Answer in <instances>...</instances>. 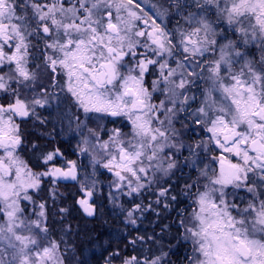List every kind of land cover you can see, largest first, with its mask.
<instances>
[{"label": "snow or ice", "instance_id": "6c2138e0", "mask_svg": "<svg viewBox=\"0 0 264 264\" xmlns=\"http://www.w3.org/2000/svg\"><path fill=\"white\" fill-rule=\"evenodd\" d=\"M53 102L91 157L83 180L59 147L39 151L37 167L19 154L22 124H47L38 109ZM108 117L126 120L127 131L89 127ZM196 128L206 136L186 144ZM209 151L218 154L199 167ZM98 164L113 177L109 200L130 198L118 204L126 225L161 205L177 211L180 264H264V0H168L148 10L143 0H0V264H88L53 235L36 194L45 179L53 199L58 181H76V204L94 217ZM138 241L158 243L136 236V254L115 249L103 264H174L171 245L143 254Z\"/></svg>", "mask_w": 264, "mask_h": 264}, {"label": "rangeland", "instance_id": "374dc122", "mask_svg": "<svg viewBox=\"0 0 264 264\" xmlns=\"http://www.w3.org/2000/svg\"><path fill=\"white\" fill-rule=\"evenodd\" d=\"M154 5V4H153ZM147 7L148 4H146ZM150 8V7H149ZM32 126V125H31ZM89 127H97L95 125H89ZM100 127V126H99ZM73 128H70V132H74ZM105 130H111L112 128H104V127H101ZM36 128L35 126L33 125V130L34 131ZM124 130V129H123ZM39 131V128L38 130ZM127 131V130H125ZM42 132V131H41ZM196 132L198 133L197 135ZM71 134V133H70ZM76 135V138L78 140V143H79V136L74 133ZM195 135V136H194ZM103 136V134H102ZM191 136L192 137H195L196 139L198 138V141L202 138H204L206 136V133H204L201 129L199 128H196V130L194 132H189L185 137H184V140H185V143H191ZM103 139H107V136H103ZM210 148H214V145H210L209 146ZM79 150V149H78ZM21 149H19V154L21 155ZM188 152L187 150H184L183 152V156H181V159L184 158ZM215 154H218L217 152ZM210 155V156H209ZM214 155V153L212 154L211 151L207 152V153H203L201 152L200 154V158L203 156V157H207L209 158V160H206L204 158H201L202 159V163L199 164V167H203L204 164H207L210 162L211 160V157ZM86 156L87 158V162L88 163H91V157L89 154L85 153V154H82L81 158L84 160V157ZM92 164V163H91ZM101 165L102 167V164H99V166ZM211 166H213V164H211ZM104 173L103 174H97L95 175V179L97 180V188H98V191H97V197H98V200H97V204H98V212H97V215L92 217L91 219H94L97 223V226L99 224H102L104 227H105V231H106V234H105V237L107 235L113 237L115 240H121L124 242V246L127 245V247H123L121 248V250H124L125 252H129L128 254H136L135 252L132 251V245L128 244V241L131 240L130 238H128V234H131V233H134L135 232V236H142L139 231H140V226L139 224H141V219H144V216L147 212L151 213L152 211L149 210V211H145L142 215L141 214H137L138 216H140V219L137 220V224L136 225H131V224H125L124 222V212L122 211V209L118 206V204H123L124 205V208H127L129 207L130 205L127 203V201L130 199L128 197H122L118 200V203L117 204H114L112 203L109 198H108V192H109V188H108V184L109 182L113 179L112 175L110 173L107 172L106 169H104ZM192 168H189V167H185L183 169V172H189L191 171ZM183 174H186L188 175V173H183ZM85 175H91V174H87L86 172L82 173L80 175V179L83 180ZM179 175V174H178ZM173 182H175V177H173ZM180 183L182 184L183 181L181 180ZM47 185H50L51 187V184H47ZM78 185V184H77ZM49 187V188H50ZM175 194V193H173ZM141 199H143L144 203L147 204L150 200L154 202L155 200V197L154 196H151L149 193H144V195L141 197ZM183 203H181L180 205L182 206H185L187 204V200L183 197L180 198ZM42 201L41 200H37L36 199V204L38 205L39 203H41ZM139 202V201H137ZM160 208L164 209L163 206H159ZM39 209L37 208V211ZM165 210V209H164ZM169 211L171 209H168ZM168 210H165V215H167L166 211ZM148 219V218H147ZM145 219V220H147ZM171 220H168L166 224H160V228H170L173 224L175 225L176 227V221L178 220V216H175V217H172L170 218ZM49 220V219H48ZM154 225H152L153 227ZM151 226L150 228L153 229ZM158 230V229H157ZM169 230V229H167ZM142 231V230H141ZM176 231V229L174 230ZM68 234H73V232H68ZM159 233H154L153 235L154 236H157ZM54 235V234H53ZM146 236V235H145ZM58 238H63V237H58ZM151 238V237H150ZM64 240L65 239H69L68 237H65L63 238ZM71 239V238H70ZM178 241V239H177ZM175 241V242H177ZM147 245H149L151 247V242L150 241H146V242H143V244L141 245V242H137L136 244V249L137 251L143 253V254H147L146 252V248L148 247ZM86 258H87V255H86Z\"/></svg>", "mask_w": 264, "mask_h": 264}, {"label": "trees", "instance_id": "16d2710c", "mask_svg": "<svg viewBox=\"0 0 264 264\" xmlns=\"http://www.w3.org/2000/svg\"><path fill=\"white\" fill-rule=\"evenodd\" d=\"M27 135V137L25 136ZM34 133H24V144H29ZM21 153V152H20ZM21 156L26 159L30 165L35 167L34 160L32 157ZM47 179H45V184L43 190L36 194V199L41 201H47V214L48 222L52 224L53 234L55 237H68L65 239L70 244L74 245L77 249L82 250L83 256L86 258L88 264H103V257L107 255V252H111L115 249H120L124 246V242L121 240H115L113 237L107 235L102 236V231L98 229L97 223L94 219H87L81 215L76 205V199L78 197V190L75 189L73 185H56L57 196L53 199L50 195L49 189L51 188ZM50 187V188H49ZM58 209H66L67 211L61 213L57 212ZM67 214V221L71 223V227H74V230H65L63 232L56 233L55 229H60L59 225L57 226L54 220L57 222L56 216ZM77 217L78 221H72L70 217ZM63 223V222H62ZM61 231V229L59 230ZM73 232V234H68V232ZM71 238V239H70ZM107 249V251H105ZM128 254V253H127Z\"/></svg>", "mask_w": 264, "mask_h": 264}, {"label": "flooded vegetation", "instance_id": "af4514ba", "mask_svg": "<svg viewBox=\"0 0 264 264\" xmlns=\"http://www.w3.org/2000/svg\"><path fill=\"white\" fill-rule=\"evenodd\" d=\"M167 3H168V0H143V7H145L146 10H148L149 7L152 6L153 4L154 5H158V6L167 7ZM146 4H148L149 7H147ZM173 23H175V21H173ZM251 50H252L253 54H255L257 56L259 55V53L256 51V49L254 47H252ZM51 91L58 92L59 89L53 88V89H51ZM38 111L42 114L43 117H47L49 119V122L47 124L40 125L38 122L34 123L31 120L27 121L24 124H30L32 126L33 125L35 126L36 129L33 131L34 136L35 135H39V134H44V133L51 134L52 136H51L50 139H51L52 142L49 144L50 146L46 145V146H43L41 149H39V150H37L35 152L33 151V156H34V159L36 161V163H34L36 165L35 167H37L38 164H39V159H38L39 151H45V150H50L53 147H59L60 150L63 152L64 156L68 160H74V161L77 162V164L79 166L78 167V171H79L80 175L82 173H84V172H86L87 174H92L93 173L92 164L87 162L86 156L84 157V160L81 158L82 154H85V153H81L78 150V148H77V144L78 143H76V144L71 143V140L73 138H75L76 141L78 142V140L76 138V135L74 134L75 132H70L71 130H70V127L68 126V122L66 120L63 123H61L58 119H56L57 111H56L55 102H53V104L48 108V110L38 109ZM50 112L52 113L51 116H49ZM81 119H84L82 114H81ZM114 119H116V118L108 117V118L101 119V120H94L89 125H95V126H100V127H104V128L121 127L122 129L127 130V128L125 127V125H127V121L126 120L117 119L115 123H110L109 122L110 120H114ZM71 127H75V124L73 123ZM38 128H39V131H37ZM197 134L198 133L196 132L195 135H197ZM62 138L67 139V141H65L64 143H61L60 140ZM193 141H198V138L196 139L195 137L191 136V142H193ZM211 152H212V154L214 153V155L216 153L214 151H211ZM186 153H187L186 156H188V152H186ZM201 158L209 160V158H207V157H203L202 156ZM181 160H183V158ZM216 166L217 165L213 163L212 167H216ZM103 173H104L103 167H101V165L99 166V164L96 165L95 175L103 174ZM183 173H188V174H191V175L194 176V175L197 174V170L196 169H192L189 172H183ZM184 175H186V174H184ZM57 185H66V186L73 185L75 187V189L78 190V185H77L76 181H74L73 183H67V184L57 183ZM79 198L80 197H77V199H79ZM78 210L80 212H82V210L79 208V206H78ZM147 213L145 214L144 219L148 218V214ZM91 218L92 217H90V219ZM175 232L178 235L177 230ZM174 252H175V255H171V260L174 262V264H180V258L183 257L182 256V250H176Z\"/></svg>", "mask_w": 264, "mask_h": 264}, {"label": "bare ground", "instance_id": "6f19581e", "mask_svg": "<svg viewBox=\"0 0 264 264\" xmlns=\"http://www.w3.org/2000/svg\"><path fill=\"white\" fill-rule=\"evenodd\" d=\"M22 131L23 134L24 133H32L33 131V126H31L30 124H22ZM73 128V127H71ZM56 132V131H55ZM51 134L49 135L48 133H44V134H39V135H35L32 140L30 141L29 144H23L21 147V153H23V156L25 157H32V159L34 160V162L36 163L34 156H33V149H32V145L38 144L39 145V149H41L43 146L49 145L52 141H51ZM27 137V135H26ZM65 141H67V139L62 138L60 140L61 143H64ZM71 143L76 144L78 143L76 141L75 138H73L71 140ZM50 146V145H49ZM38 149V150H39ZM79 197V194H78ZM178 208H184V206L182 205H178ZM57 210V209H56ZM60 209L57 210V212H59ZM81 215H84L83 212H79ZM167 215H165V210L160 208V207H156L155 211H152L151 213H147L148 214V220L145 219H141V224H139L140 226V231L139 233L142 236L146 237H151L152 239H155L158 243L157 244H152L151 243V247L149 245H147L148 247L146 248V252L147 254H149V249H151V251L155 254H159L157 252V248L160 246V244H162L164 246V251H168V246L171 245L173 248V251L176 250H182V256L186 254L187 248L185 246V244L183 242H181L179 240V236L176 234V232L174 231L175 229L177 230V227H175V225L173 224L170 228H160V224H166L168 220H171L170 218L177 216V211L171 209L170 211H166ZM69 216V215H68ZM67 214H63V215H58L56 216L57 218V222L54 220V222L56 223V225L60 227L61 231H59L60 229L56 230L55 232L59 234V232H63L65 230H74V227H71V223L69 221H67ZM85 216V215H84ZM87 219H90V217L85 216ZM72 219V221L77 222L78 219L75 216L70 217ZM63 222V223H62ZM152 225H154L152 227ZM49 226L52 228V224L49 223ZM150 226L153 228L151 229ZM98 229L100 231H102V236H105L106 231H105V227L102 224L98 225ZM158 229V230H157ZM169 229V230H167ZM53 230V229H52ZM142 230V231H141ZM159 233L157 236H154V233ZM135 232L128 234V238L133 239L135 236ZM178 239V241H177ZM177 241V242H175ZM121 249V248H120ZM129 253V252H126Z\"/></svg>", "mask_w": 264, "mask_h": 264}, {"label": "water", "instance_id": "95a60500", "mask_svg": "<svg viewBox=\"0 0 264 264\" xmlns=\"http://www.w3.org/2000/svg\"><path fill=\"white\" fill-rule=\"evenodd\" d=\"M74 181H71V180H61V181H58L57 183H60V184H67V183H73Z\"/></svg>", "mask_w": 264, "mask_h": 264}]
</instances>
